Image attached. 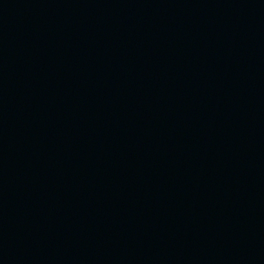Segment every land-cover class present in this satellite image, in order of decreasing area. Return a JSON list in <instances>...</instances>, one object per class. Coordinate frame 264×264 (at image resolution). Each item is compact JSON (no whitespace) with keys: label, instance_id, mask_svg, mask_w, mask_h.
<instances>
[{"label":"water","instance_id":"95a60500","mask_svg":"<svg viewBox=\"0 0 264 264\" xmlns=\"http://www.w3.org/2000/svg\"><path fill=\"white\" fill-rule=\"evenodd\" d=\"M174 147L264 150V0H0V175Z\"/></svg>","mask_w":264,"mask_h":264}]
</instances>
